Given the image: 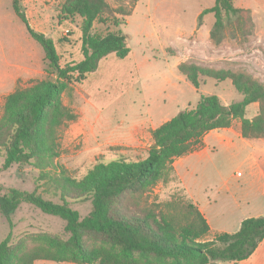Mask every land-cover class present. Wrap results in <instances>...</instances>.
<instances>
[{
  "label": "trees",
  "instance_id": "obj_1",
  "mask_svg": "<svg viewBox=\"0 0 264 264\" xmlns=\"http://www.w3.org/2000/svg\"><path fill=\"white\" fill-rule=\"evenodd\" d=\"M55 1H60L61 14L81 18L82 58L61 65L53 39L29 25L19 0L11 1L27 33L41 46L55 79L37 80L5 96L0 115V171L12 165L32 166L40 178L51 180L59 201L45 199L35 191L8 188L0 193V212L9 216L22 202L29 203L45 214L61 218L68 235L37 231L11 241L8 233L0 241V264H34L36 260L74 264H218L248 258L264 239V214L244 218L234 232H216L208 238L210 226L187 195L172 162L199 148L204 134L228 128L234 120L239 122L243 138H264V84L245 72L179 62L178 72L195 88L201 77L228 79L242 99L223 104L216 94H201L194 108L183 109L151 129L152 143L144 158L100 161L77 179L57 163L60 129L76 118L62 95L72 81L81 82L93 72L101 57L111 52L118 58L128 55L130 49L120 31L98 34L91 30L95 22L116 24V15H129L137 0H119L117 7L107 0ZM209 13L214 20L208 36L215 45L228 32L242 30L246 22L243 9L233 0H214L212 6L198 14L197 26ZM254 103L256 113L246 116L247 107ZM161 181L178 189L160 201L151 196V189ZM67 199H90V211L81 218L68 206Z\"/></svg>",
  "mask_w": 264,
  "mask_h": 264
},
{
  "label": "rangeland",
  "instance_id": "obj_2",
  "mask_svg": "<svg viewBox=\"0 0 264 264\" xmlns=\"http://www.w3.org/2000/svg\"><path fill=\"white\" fill-rule=\"evenodd\" d=\"M11 1L0 0V115L5 96L16 88L40 79H55L41 46L29 36ZM107 1L113 7L119 5V0ZM213 3L214 0H137L129 15H116V24L111 21L93 24V33L120 31L130 51L124 58L112 52L101 57L93 72L81 82L72 81L62 95V101L76 118L60 129L57 163L71 176L81 178L100 161L144 158L152 143L151 129L183 109L194 108L201 94H216L223 104L242 99L228 79L201 77L199 87L195 88L178 72L179 62L193 61L207 67L245 72L264 84V0H233L235 6L243 9L246 22L242 30L228 32L218 45L208 36L214 20L212 13L204 15L200 26L196 23L200 11ZM19 4L29 25L53 39L61 65L82 58L79 16L61 14L60 1L19 0ZM256 105L247 107L246 116L256 113ZM237 123L234 120L232 125ZM246 153L242 148L239 157H232L231 150L219 149L213 156L216 169L231 188L219 191L217 181L203 192L211 197L219 191L221 198L216 205L228 209L220 217V223H212L215 229H228L227 223L232 218L264 210V181L251 174L244 159ZM2 163L0 156V167ZM53 174L52 170L48 175ZM170 185L158 182L151 189V196L160 201L168 199L178 189ZM0 187V193L16 188L59 201L51 180L40 178L38 170L29 165H12L1 170ZM236 202L240 208L235 207ZM67 203L81 218L91 208L90 199H67ZM64 224L61 218L22 202L9 216L0 212V241L8 233L11 241H15L37 231L67 237ZM215 233L212 231L208 238ZM261 242L248 258L237 262L222 260L218 264H264V239ZM34 264L74 263L36 260Z\"/></svg>",
  "mask_w": 264,
  "mask_h": 264
},
{
  "label": "crops",
  "instance_id": "obj_3",
  "mask_svg": "<svg viewBox=\"0 0 264 264\" xmlns=\"http://www.w3.org/2000/svg\"><path fill=\"white\" fill-rule=\"evenodd\" d=\"M242 148L247 150L244 159L249 165L251 174L257 179H260V181H264V138H243L240 133L239 123L237 125L233 124L228 128L210 130L203 135L202 145L199 148L192 150L186 155L175 158L172 162L175 173L187 195L197 205L213 232H234L239 228L244 218L264 214L263 210L262 212H258L260 214H243L238 218H232L227 223L229 226L228 229H215L212 226L213 222L220 223V217L228 212V209H223V205H216L217 199L219 200L221 198L219 191L231 190L227 186V181L223 174L216 169L213 156L219 149H226L231 150L230 155L232 157H239L238 151ZM212 162L214 165L211 164ZM217 181L218 188L221 190L211 195V197L207 193H203L206 191L208 185H211V183L214 184ZM235 207L240 208L238 202L235 203ZM261 243H259L256 249L259 248Z\"/></svg>",
  "mask_w": 264,
  "mask_h": 264
},
{
  "label": "built area",
  "instance_id": "obj_4",
  "mask_svg": "<svg viewBox=\"0 0 264 264\" xmlns=\"http://www.w3.org/2000/svg\"><path fill=\"white\" fill-rule=\"evenodd\" d=\"M237 175H238V176H240V175H241V172H240V171H238V172H237Z\"/></svg>",
  "mask_w": 264,
  "mask_h": 264
}]
</instances>
